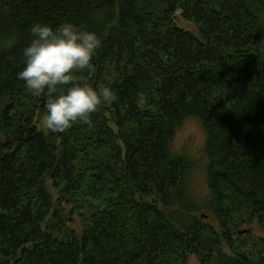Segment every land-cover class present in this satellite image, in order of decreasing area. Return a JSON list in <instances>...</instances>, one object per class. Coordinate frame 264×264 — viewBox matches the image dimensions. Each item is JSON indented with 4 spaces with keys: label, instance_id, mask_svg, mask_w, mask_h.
<instances>
[{
    "label": "trees",
    "instance_id": "16d2710c",
    "mask_svg": "<svg viewBox=\"0 0 264 264\" xmlns=\"http://www.w3.org/2000/svg\"><path fill=\"white\" fill-rule=\"evenodd\" d=\"M37 22L95 32L93 70L73 74L117 96L62 132L39 126L48 94L17 76ZM188 119L209 158L195 207L173 149ZM191 256L264 264V0H0V264Z\"/></svg>",
    "mask_w": 264,
    "mask_h": 264
},
{
    "label": "clouds",
    "instance_id": "9594fccd",
    "mask_svg": "<svg viewBox=\"0 0 264 264\" xmlns=\"http://www.w3.org/2000/svg\"><path fill=\"white\" fill-rule=\"evenodd\" d=\"M30 31L34 38L23 50L25 66L17 76L33 95L47 92L44 127L65 131L77 120L88 122L98 106L117 100L110 86L93 87L73 74L76 69L93 70L92 59L101 44L95 32L72 23L53 29L39 22Z\"/></svg>",
    "mask_w": 264,
    "mask_h": 264
},
{
    "label": "rangeland",
    "instance_id": "374dc122",
    "mask_svg": "<svg viewBox=\"0 0 264 264\" xmlns=\"http://www.w3.org/2000/svg\"><path fill=\"white\" fill-rule=\"evenodd\" d=\"M177 23L186 29H192V26L182 20L177 14ZM44 113L38 117V123L41 128L44 127L42 118ZM173 149L176 152L184 153L193 163V180L191 181V194H188L187 207L202 206L207 203L206 198L209 194L208 185V166L209 158L206 153V132L203 125L197 119H188L184 125L178 130ZM206 164V165H205ZM205 214H208L207 212ZM177 217V216H176ZM185 223L189 222V217L179 216ZM178 219V218H177ZM179 220V219H178ZM193 222H190L192 225ZM188 264H201L195 256L189 257Z\"/></svg>",
    "mask_w": 264,
    "mask_h": 264
},
{
    "label": "water",
    "instance_id": "95a60500",
    "mask_svg": "<svg viewBox=\"0 0 264 264\" xmlns=\"http://www.w3.org/2000/svg\"><path fill=\"white\" fill-rule=\"evenodd\" d=\"M247 232V230H245V231H243V233H246ZM242 233V232H241Z\"/></svg>",
    "mask_w": 264,
    "mask_h": 264
}]
</instances>
